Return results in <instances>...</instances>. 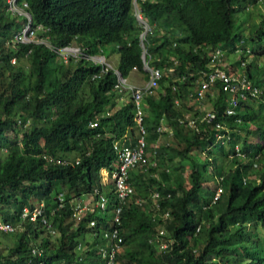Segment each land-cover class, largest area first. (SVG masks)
Masks as SVG:
<instances>
[{
    "label": "trees",
    "instance_id": "obj_1",
    "mask_svg": "<svg viewBox=\"0 0 264 264\" xmlns=\"http://www.w3.org/2000/svg\"><path fill=\"white\" fill-rule=\"evenodd\" d=\"M25 1L36 36L53 46L74 41L88 54L116 52L123 77L132 67L141 71L131 0ZM137 3L155 25L145 49L162 75L158 90L141 99L145 150L155 143V156L128 172L134 191L122 201L110 175L117 167L112 144L133 146L138 136L128 92H116L113 73L86 59L62 62L40 43H6L25 20L9 17L0 0V221L15 228L0 231L13 237L0 264H105L102 252L115 241L108 226L122 236L113 264H264V0ZM216 46L232 53L231 70L262 91L240 100L215 83L197 109L189 94ZM207 104L213 118L200 121ZM185 107L194 126L179 121ZM160 123L170 136L156 132ZM201 190L208 196L199 203ZM101 196L102 215H71L77 198L94 207ZM130 196L146 202L138 206ZM127 200L112 222L114 207ZM39 202L55 235L38 217H21ZM160 231L170 241L163 250L154 241Z\"/></svg>",
    "mask_w": 264,
    "mask_h": 264
},
{
    "label": "built area",
    "instance_id": "obj_2",
    "mask_svg": "<svg viewBox=\"0 0 264 264\" xmlns=\"http://www.w3.org/2000/svg\"><path fill=\"white\" fill-rule=\"evenodd\" d=\"M27 3L25 1H18V0H5V11L10 16H15L16 18L20 19L23 18L25 20L24 24L19 28L16 29L11 37L9 38V41L6 43L10 44H29V43H40L47 47L52 52L56 53L59 58L62 61H66L67 58H87L90 59L94 63L101 64V72L105 71L107 68H109V65H107L103 59L102 56H86L84 55L79 47L77 46H63V47H55L51 45L47 41V36L41 34L42 36L38 37L35 35L36 28H39L38 25L32 26L31 23V17L29 12L26 10ZM219 52L218 50L215 51V53L211 56L210 59V67H213L205 74L204 79L200 82V86L195 92V98L201 99L205 95L206 92H209V86L214 81H219L222 87V90L224 91H235L240 100L245 99V92H249L251 95H255L259 89L256 86H253L249 80H247L243 75H240L239 73H226L224 70L215 67L212 65L215 59L219 60L218 58ZM10 62H13V58H11ZM242 64V63H241ZM143 70L148 72V78L142 85H135L133 83H130L127 81L126 78H123L116 70H113V73L115 74L116 82L114 84V88L117 92H121L122 90H127L130 92V97L133 101V115L134 120L139 128V136L136 140V143L133 146L129 145H123L120 146L117 143H113L112 147L116 153V162L117 167L116 169L111 173V178L114 183L117 198L119 200H122L130 195L132 193V187L128 183V172L131 170H136L140 168H144L147 164L150 163L149 160V153L145 151V142H144V134L145 131L141 126V120H142V105H141V98L145 94H149L153 91V89L157 86V80L160 77V72L156 68H147L146 66H143ZM244 91V92H243ZM235 101V100H234ZM175 103H177V100H174ZM227 112L229 113L230 110L228 109ZM212 114L205 113L202 118H212ZM200 119V121L202 120ZM195 120H189L188 125H193ZM90 126H96V119L90 122ZM164 127L160 124L157 127V131L161 132L163 131ZM170 133V130H168ZM218 137V136H217ZM57 162H59L57 160ZM153 164V163H151ZM97 192L96 189H94L93 193L95 194ZM220 192V189L217 188L212 202L218 197V194ZM157 196V193L154 192L151 194V197L155 198ZM77 202L74 205V208L72 210L71 215L75 216L77 214L82 215L84 211L88 210L90 213H97L98 215H102L105 211V204H106V198L101 196L99 200L93 201L94 207H88L85 200L81 198L76 199ZM93 200V199H92ZM138 204L139 201H136ZM124 203V202H123ZM120 206H115L112 212V222H116V224L119 222V214L122 208V204ZM43 207L42 203H38L36 205L31 206V208L24 207L22 209L21 217L28 216L29 220H35L37 217L39 218L42 225H44L50 234L55 235L54 229H52L49 219L43 215ZM53 211H49V214H52ZM86 225H93L94 220H88L85 222ZM103 229L104 227H100ZM110 231V237L109 239H115L113 241V244L111 248L107 251H103L102 253L105 255V264H113V258L116 250H118L119 242L122 240V236L120 234V230L118 226H108ZM15 230V228L10 225L7 222L0 221V231L2 232H12ZM162 234V231L159 232ZM160 248L165 247V243H161L159 245ZM104 250V249H103ZM32 251V255H35L36 252ZM35 253V254H34ZM103 255V256H104ZM59 264H63V261H60ZM73 264V263H71Z\"/></svg>",
    "mask_w": 264,
    "mask_h": 264
},
{
    "label": "clouds",
    "instance_id": "obj_3",
    "mask_svg": "<svg viewBox=\"0 0 264 264\" xmlns=\"http://www.w3.org/2000/svg\"><path fill=\"white\" fill-rule=\"evenodd\" d=\"M18 1H25V0H18ZM139 1V0H138ZM26 2V1H25ZM27 3V2H26ZM134 3H135V5H137V7H138V9H135L134 7ZM131 5H132V15H133V18H134V21H135V23H136V26H137V28H138V46H139V48H140V54H139V58H140V61H141V71H138L135 67H132L131 68V71L129 72V74H128V76H126V77H123L121 74H120V72L117 70V68L115 67V64H116V62L113 64V66L107 61V57H109L110 56V54L108 55V56H105V54H103L102 52H100V53H97V54H88V53H85V51L78 45V44H76L74 41L73 42H69V43H67V44H65V45H62V46H55V47H58V48H60V47H63V46H68V45H72V46H77V47H79V49L81 50V52L84 54V55H86V56H102L103 57V59H104V61H105V63L107 64V65H109V68H107L105 71H103V72H101L100 70H101V67H102V65L101 64H98V63H94V62H92L90 59H87V58H83V59H86V60H88V61H90L91 63H93V64H95V65H98L99 67H100V73H104V72H106V71H111L112 73H113V70H116L123 78H126L127 79V81L128 82H130V83H133V82H131V81H129L130 79H129V76H130V74H131V72H133V71H138V72H141L142 74H145L144 76L146 77V79L142 82V84L147 80V78H148V72L145 70H143V66H146L147 68H156V69H158L159 70V72H160V77L158 78V80L161 78V75H162V71H161V69L160 68H158V67H155V66H151V65H149L148 64V54H147V52H146V49H145V45H146V43H147V36H149V35H152L153 34V32L155 31V25L153 24V23H151V22H149L147 19H145L143 16H142V12H141V10H140V7H139V5H138V3H137V0H131ZM27 7H28V4H27ZM4 12L9 16V17H13V16H10L6 11H5V0H4ZM26 10H27V8H26ZM31 17V16H30ZM14 18H15V16H14ZM20 28V27H19ZM19 28H17V29H19ZM16 30V29H15ZM12 35V34H11ZM11 35H10V37H11ZM47 36V35H46ZM9 37V38H10ZM47 41L49 42V40H48V36H47ZM50 43V42H49ZM216 50H218V52H219V56H218V58H219V60H217V59H215L214 60V62L212 63V65H214L215 67H217V68H220V69H222V70H224L226 73H238L236 70H231L230 69V59L231 58H228V61L225 63L224 62V57H226L227 55L225 54V52H224V49L223 48H221V47H219V46H216L215 48H212V49H209L207 52H208V56H207V64H206V67H207V71H202L201 72V76H200V79L198 80V81H196V85H195V87H194V90L189 94V96H191V97H193V99L196 101V102H201L204 98H206V97H211V96H213V90H212V86H213V84H215V83H217L219 86L221 85L220 84V82L219 81H214L213 83H211V85L209 86V92H206L205 93V95L203 96V98H201V99H196L195 98V92L197 91V89L199 88V86H200V82L204 79V77H205V74L210 70V68L212 69L213 67H210V59H211V56L215 53V51ZM237 50H236V48L233 50V52H236ZM54 53V52H53ZM114 53H116V52H114ZM55 55H57L56 53H54ZM112 54V53H111ZM117 54V53H116ZM230 54H232V53H230ZM58 56V55H57ZM59 57V56H58ZM117 58H118V55H117ZM60 59V58H59ZM79 59H82V58H79ZM11 60V59H10ZM9 60V61H10ZM61 60V59H60ZM67 60H68V58H67ZM66 60V61H67ZM62 61V60H61ZM65 61V62H66ZM117 61V60H116ZM13 62H14V59H13ZM13 62H10V63H13ZM62 62H64V61H62ZM224 63L226 64V65H224ZM242 64H243V62H241ZM241 64V65H242ZM113 75L115 76V74L113 73ZM158 80H157V86H156V88L155 89H153V91L152 92H154V91H157L158 90ZM250 81V80H249ZM115 82H116V78H115ZM250 83H251V81H250ZM133 84H135V85H142V84H136V83H133ZM252 84V83H251ZM253 86H256V85H254V84H252ZM258 89H259V91L256 93V94H258V93H261V91H262V88L261 87H258V86H256ZM221 89H222V87H220ZM113 89L116 91V89L114 88V86H113ZM123 91H126V92H128V94H129V97H130V92L129 91H127V90H122L121 92H123ZM224 91V90H223ZM117 92V91H116ZM151 92V93H152ZM118 93H120V92H118ZM255 94V95H256ZM146 95V94H145ZM144 96V95H143ZM131 98V97H130ZM142 99V98H141ZM132 100V99H131ZM174 100H177V103H175L174 102V104H176V105H178V103H179V100L177 99V98H175ZM142 105V104H141ZM142 112H143V106H142ZM209 113V110L208 111H204V114L205 113ZM144 114V113H143ZM203 114V115H204ZM210 114H212L213 115V113L211 112ZM143 116V115H142ZM203 117V116H202ZM201 117V118H202ZM212 118H213V116H212ZM212 118H209V117H204V118H202V120L203 119H212ZM133 119H134V116H133ZM194 118H190V117H188V116H185V114H183V117L181 118V119H179V121H184V122H186L187 124H188V121L189 120H193ZM142 121V120H141ZM163 127H164V129H163V131H161V132H158L157 131V128H156V132H158V134L160 135L161 133H165L166 134V136H170L171 134H172V132H171V129L170 128H168V127H165V124H163V123H160ZM159 124V125H160ZM194 124H195V122H194ZM194 124L193 125H189V126H194ZM158 125V126H159ZM142 126V125H141ZM157 126V127H158ZM142 128H143V126H142ZM144 129V128H143ZM168 130H170V133L168 132ZM145 131V130H144ZM146 133V132H145ZM138 136H139V128H138ZM138 136H137V138H138ZM137 140V139H136ZM144 142H145V134H144ZM113 145V144H112ZM154 145H155V143H154ZM154 145L152 144H150V146L152 147V148H150L149 149V151H146L147 152V154L149 153V159L151 158V157H153L154 158V154H155V151L153 150V147H154ZM145 146H146V142H145ZM113 148V147H112ZM114 150V149H113ZM140 169H142V168H140ZM108 174L106 173V176H107ZM105 176V177H106ZM104 177V178H105ZM110 177H111V175H110ZM214 178H216L215 176L213 177V179ZM112 179V178H111ZM132 191H134V190H132ZM134 193V192H133ZM152 193H154V192H152ZM151 193V194H152ZM157 193V192H156ZM151 194H149V196H148V199L150 200V206H152L154 209H157V200H158V198H157V196L155 197V198H153V197H151ZM133 195V194H132ZM129 199H131L132 198V196H130V197H128ZM132 201H133V203L134 204H136V205H138V206H142L145 202H146V199H143V198H132L131 199ZM136 201H139L140 203L138 204ZM127 202H128V200L126 201V202H124L122 205V208H124L126 205L125 204H127ZM210 203H213L212 202V198H211V200H210ZM122 208H121V210H122ZM121 212V211H120ZM119 228V227H118ZM196 228H198V225H197V227ZM119 230L121 231V229L119 228ZM121 234V233H120ZM164 233H163V231H162V234H157V236H155V238H154V241H156L157 243H158V246L161 244V243H165V247L164 248H160L159 247V250H163V249H165L166 247H167V245L169 244V242L170 241H165L164 239H162V238H160L159 239V236H162ZM151 241V240H150Z\"/></svg>",
    "mask_w": 264,
    "mask_h": 264
},
{
    "label": "rangeland",
    "instance_id": "obj_4",
    "mask_svg": "<svg viewBox=\"0 0 264 264\" xmlns=\"http://www.w3.org/2000/svg\"><path fill=\"white\" fill-rule=\"evenodd\" d=\"M134 8L135 9H138L137 5H135L134 3ZM111 45H106L105 46V51H109L111 49ZM107 61L113 66V64L116 62L117 60V54L116 53H113V54H110L109 57H107ZM228 58H234L232 56V54H228L226 57H224V62L226 63L228 61ZM224 63V65H226ZM131 73H134V74H137L140 78V81H144L146 79V77H144L145 74H142L141 72H138V71H133ZM142 82H140V84H142ZM125 98V97H123ZM190 104H188L189 106H193L194 105V108H197V109H200L201 107H203V104H201V102H195V101H189ZM205 111H208V104L205 106ZM193 110H189L188 107L184 108L183 109V113L185 114V116H188L190 117L191 114H192ZM162 139V138H161ZM188 171L185 170L184 174L185 175ZM208 195L203 191L201 190V192L199 193V203L202 202L203 199H205ZM33 202V201H31ZM85 239H87V235L84 236ZM13 243V237L10 236V235H6V236H1L0 235V253H4L7 249L8 246H11V244Z\"/></svg>",
    "mask_w": 264,
    "mask_h": 264
},
{
    "label": "crops",
    "instance_id": "obj_5",
    "mask_svg": "<svg viewBox=\"0 0 264 264\" xmlns=\"http://www.w3.org/2000/svg\"><path fill=\"white\" fill-rule=\"evenodd\" d=\"M129 79H130L129 81H131L133 83H136V84H139L141 82L139 76L137 74H134V73L130 74ZM106 173L107 172L105 170L101 171V174H102L103 177L106 176Z\"/></svg>",
    "mask_w": 264,
    "mask_h": 264
}]
</instances>
